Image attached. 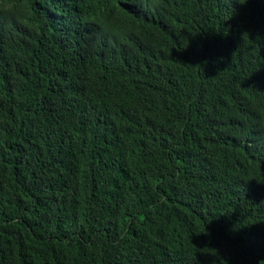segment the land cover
<instances>
[{
  "label": "trees",
  "instance_id": "1",
  "mask_svg": "<svg viewBox=\"0 0 264 264\" xmlns=\"http://www.w3.org/2000/svg\"><path fill=\"white\" fill-rule=\"evenodd\" d=\"M0 264H264V0H0Z\"/></svg>",
  "mask_w": 264,
  "mask_h": 264
},
{
  "label": "bare ground",
  "instance_id": "2",
  "mask_svg": "<svg viewBox=\"0 0 264 264\" xmlns=\"http://www.w3.org/2000/svg\"><path fill=\"white\" fill-rule=\"evenodd\" d=\"M225 10H226V9H225ZM225 10H224V11H225ZM6 71H7V70H6ZM62 135H63V134H62Z\"/></svg>",
  "mask_w": 264,
  "mask_h": 264
},
{
  "label": "clouds",
  "instance_id": "3",
  "mask_svg": "<svg viewBox=\"0 0 264 264\" xmlns=\"http://www.w3.org/2000/svg\"><path fill=\"white\" fill-rule=\"evenodd\" d=\"M238 2H239V0H238Z\"/></svg>",
  "mask_w": 264,
  "mask_h": 264
}]
</instances>
